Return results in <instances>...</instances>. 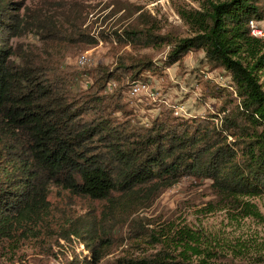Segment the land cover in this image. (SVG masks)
I'll list each match as a JSON object with an SVG mask.
<instances>
[{
  "label": "trees",
  "instance_id": "16d2710c",
  "mask_svg": "<svg viewBox=\"0 0 264 264\" xmlns=\"http://www.w3.org/2000/svg\"><path fill=\"white\" fill-rule=\"evenodd\" d=\"M66 1L72 9L75 0ZM111 6L110 15L123 13L122 20L139 10ZM31 13L28 0H0V240L17 231L44 246L61 239L72 251L63 264H100L123 240L139 253L108 264H209L214 253L200 248L201 232L181 227L171 234L170 226L150 227L140 216L183 178L210 182L214 199L204 210L262 218L247 199L264 195V38L249 27L263 20L264 0H203L181 8L189 36L178 40L156 34L140 13L137 24L100 36L124 46L167 45L161 66L122 54L115 66L86 72L84 90L77 85L81 75L67 66L12 47L14 38L34 30L45 43L66 32L48 20L38 24ZM74 19L66 22L69 33L84 35ZM197 50L230 78L231 92L212 94L222 104L192 118L164 111L148 127L140 125L125 102L126 87ZM110 81L118 85L109 89ZM53 190L99 202L101 209L75 215L49 200ZM76 242L89 256L72 250Z\"/></svg>",
  "mask_w": 264,
  "mask_h": 264
},
{
  "label": "rangeland",
  "instance_id": "374dc122",
  "mask_svg": "<svg viewBox=\"0 0 264 264\" xmlns=\"http://www.w3.org/2000/svg\"><path fill=\"white\" fill-rule=\"evenodd\" d=\"M203 0H75L72 9L64 4L66 0H28L30 16H39V22L45 20L59 26L65 33L45 43L39 33H26L11 41L17 51L29 55H37L54 64L67 66L70 72L81 75L77 85L83 90L90 80L86 72L97 66H115L116 58L122 54H140L154 64L161 66L170 48L167 45L145 47L142 43L124 46L115 40L106 39L100 33H110L137 24V16L146 14L149 24L155 25L153 31L159 35H167L173 39L189 36L188 28L180 19L181 8H197ZM120 2L139 8L130 19L122 20L123 13L110 15L112 4ZM131 7V9H133ZM48 10V11H47ZM74 10V11H73ZM73 11V12H72ZM75 13L76 15L72 16ZM45 14L46 16H41ZM73 17L75 24L81 23L77 36L69 33L66 22ZM262 31L264 38V18L253 22ZM64 24V27H61ZM144 26V25H143ZM146 26V25H145ZM39 29V28H38ZM39 32V30H37ZM84 55V64L79 58ZM148 85L151 95L141 94L130 97L124 92V99L140 125L148 127L150 121L161 112L171 110L174 116L192 118L204 116L217 110L223 100L218 89L231 90L230 78L222 69H213L204 59L201 50L187 53L178 63L161 72H145L139 80ZM264 89V73L260 77ZM109 83L118 84L115 81ZM113 87V88H114ZM231 92V91H230ZM213 94V95H212ZM175 108H179L178 113ZM176 113V114H175ZM210 182L183 178L175 186L164 191L154 205L140 214L148 219L150 227L163 229L168 226L172 231L189 227L202 234L200 248L214 254L209 264H264V195L247 199L256 205L261 219L246 218L236 210L208 212L204 210L214 197L210 192ZM49 200L60 206H67L75 215H84L94 209L99 213L101 204L84 198L73 197L67 193L53 190ZM17 237L0 240V264H63V255H72L71 246L66 241L57 239L49 246L42 245L32 237L17 231ZM73 244L76 253L89 256L83 244ZM139 253L127 240L116 241L115 246L102 259L100 264H108L121 255ZM53 254V255H52Z\"/></svg>",
  "mask_w": 264,
  "mask_h": 264
},
{
  "label": "built area",
  "instance_id": "2783aa9c",
  "mask_svg": "<svg viewBox=\"0 0 264 264\" xmlns=\"http://www.w3.org/2000/svg\"><path fill=\"white\" fill-rule=\"evenodd\" d=\"M249 27L251 30V34L253 36H255V37H262L263 36L262 31L253 22L249 23ZM86 61H87V59L84 55H82L79 58V62L81 64H84ZM114 86H115L114 84H111V83L108 84L109 89L114 87ZM126 94L130 97H135V96H138L141 94L151 95V96L153 95L152 92H150L148 85H146L144 82H141V81H137V82L131 84ZM178 110H179V108H175V112L178 113Z\"/></svg>",
  "mask_w": 264,
  "mask_h": 264
}]
</instances>
